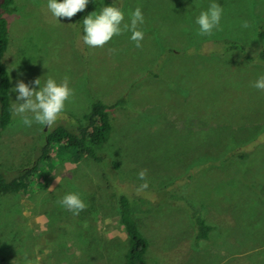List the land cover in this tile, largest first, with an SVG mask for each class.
<instances>
[{
	"label": "rangeland",
	"instance_id": "obj_1",
	"mask_svg": "<svg viewBox=\"0 0 264 264\" xmlns=\"http://www.w3.org/2000/svg\"><path fill=\"white\" fill-rule=\"evenodd\" d=\"M92 1V12L112 3L90 0L57 21L47 0H14L2 59L11 106L18 80L31 85L47 72L67 77L72 94L51 127L24 128L12 112L0 131L7 179L35 163L48 129L73 126L95 100L121 104L95 148L102 162L54 144L29 187L1 197L0 264H122L119 195L144 200L148 212L134 220L148 241L146 264H264V91L251 86L264 61L248 60L264 49V0H217L223 14L208 36L192 21L209 0H121L125 21L137 7L144 15L139 48L127 32L86 46L81 20ZM235 44L243 52L226 49ZM68 191L85 202L78 215L57 203ZM184 201L213 228L207 240L196 242Z\"/></svg>",
	"mask_w": 264,
	"mask_h": 264
},
{
	"label": "trees",
	"instance_id": "obj_2",
	"mask_svg": "<svg viewBox=\"0 0 264 264\" xmlns=\"http://www.w3.org/2000/svg\"><path fill=\"white\" fill-rule=\"evenodd\" d=\"M105 1L109 2V0ZM94 7L95 3L92 1L86 13H91ZM14 12V0H0V131L4 130L10 124L12 116V106L9 97L10 79L8 72L2 65V59L9 44V18ZM259 42L261 45L264 44V25L259 29ZM226 49L243 52V49L237 44L230 45ZM248 60L251 62L264 61V49L261 50L256 58H249ZM118 104L120 105L121 103ZM118 104L108 106L101 100H95L92 102L89 112L81 120H76L73 126L59 124L44 132L45 144L37 155L33 165L21 169L11 179H7L0 172V199L7 193H20L29 187L31 179L37 173L39 164L49 160L50 149L54 144H63L65 148L75 149L80 155L90 157L97 163L102 162L104 157L96 153L95 148L104 143L108 138L111 131L108 111L118 106ZM236 155L241 157L245 156L244 154ZM115 201L118 222L127 238V250L124 254L122 264H146L145 253L148 249V241L142 235L134 220L136 215L148 212L144 207V200L138 197L131 200L125 195H119ZM183 207L187 210L193 221L196 242L207 240L213 228L205 223L200 211L190 203L184 201ZM1 262H4L2 256H0Z\"/></svg>",
	"mask_w": 264,
	"mask_h": 264
},
{
	"label": "clouds",
	"instance_id": "obj_3",
	"mask_svg": "<svg viewBox=\"0 0 264 264\" xmlns=\"http://www.w3.org/2000/svg\"><path fill=\"white\" fill-rule=\"evenodd\" d=\"M90 0H47L46 8L53 18H72L77 12L83 11ZM223 7L217 0H209L206 9L199 10L193 18L197 26V34L201 36L211 35L213 30H218ZM82 42L89 48L103 47L114 36L123 32L129 33L128 39L134 46L141 47L144 32L141 25L144 24V15L140 7L131 11L125 21V14L122 9L113 3L101 5L99 11H94L81 20ZM241 27H249L247 21L242 22ZM16 68H12L14 70ZM251 86L259 91H264V73L259 74L251 82ZM16 94L15 102H12V112L18 118V123L24 128H31L33 125L51 127L58 116L64 111L65 104L72 94L68 78L57 80L48 72L43 78H37L31 85L18 80L15 87L11 89ZM139 180H145V170L137 173ZM59 181L58 177H55ZM147 183H141L140 188H146ZM57 203L60 207L78 215L86 205L80 193L68 191Z\"/></svg>",
	"mask_w": 264,
	"mask_h": 264
},
{
	"label": "water",
	"instance_id": "obj_4",
	"mask_svg": "<svg viewBox=\"0 0 264 264\" xmlns=\"http://www.w3.org/2000/svg\"><path fill=\"white\" fill-rule=\"evenodd\" d=\"M111 2H112L114 5L120 7L121 0H111Z\"/></svg>",
	"mask_w": 264,
	"mask_h": 264
}]
</instances>
